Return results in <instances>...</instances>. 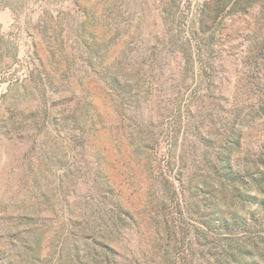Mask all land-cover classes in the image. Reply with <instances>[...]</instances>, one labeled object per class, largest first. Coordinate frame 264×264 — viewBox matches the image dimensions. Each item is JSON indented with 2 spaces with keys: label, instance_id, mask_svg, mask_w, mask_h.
<instances>
[{
  "label": "trees",
  "instance_id": "obj_1",
  "mask_svg": "<svg viewBox=\"0 0 264 264\" xmlns=\"http://www.w3.org/2000/svg\"><path fill=\"white\" fill-rule=\"evenodd\" d=\"M195 41L197 53L182 42L176 55L182 80L172 74L161 84L152 79L140 84L135 75L130 79L121 70L104 69L95 85L82 84L84 97L62 101L67 107L54 115L69 141L63 193L51 194L49 213H22L26 229L0 230V264H198L210 260L206 246L219 241L218 230L231 240L221 249V262L237 264L248 255L239 230L252 224L256 239L264 242V53L251 54L255 65L235 74L233 104H228L233 121L218 127L211 118L229 102L232 79L223 55L211 48L213 40ZM80 61L84 69L76 70ZM88 61L92 58L67 49L54 51L42 57L39 78L56 92L60 82L73 94L79 73L86 79L93 71ZM255 122L257 149L242 156L244 129ZM189 133L195 145L186 143L175 171L178 137ZM163 137L170 147L159 166ZM132 179L148 182L150 194H120ZM187 191L205 196L188 197L179 207L175 197ZM247 198L256 203L254 214L235 202ZM131 228L145 238L146 247L138 252L129 245ZM182 245L188 250L184 256Z\"/></svg>",
  "mask_w": 264,
  "mask_h": 264
},
{
  "label": "rangeland",
  "instance_id": "obj_2",
  "mask_svg": "<svg viewBox=\"0 0 264 264\" xmlns=\"http://www.w3.org/2000/svg\"><path fill=\"white\" fill-rule=\"evenodd\" d=\"M208 39L214 42L211 48L223 55L232 79L229 102H224L211 118L219 127L233 121L228 104H233L235 74L255 65L249 59L251 54L264 53V0H0V230L26 229L22 213H49L51 194L63 193L62 176L70 165L64 157L69 141L65 126L57 125L54 112L67 107L64 99L78 101L84 97L82 84L95 85L104 69L121 70L125 77L135 75L140 84L150 79L161 84L172 74L182 80L175 60L182 42H190L197 53L195 40ZM61 49L80 53L84 60L92 58L88 61V67H93L91 75L85 79L79 73L81 79L75 81L73 94L60 82L56 92L48 81L39 78L42 57L46 60ZM77 66L79 70L85 65L80 61ZM198 75L196 63L193 76ZM257 124L247 123L244 129L242 156L257 149ZM195 140L190 133L178 137L175 171L182 166L186 143L195 145ZM169 147L166 137L161 138L159 166H164ZM196 159L195 167L200 163V158ZM148 184L132 179L125 184L124 192H119L150 194L145 190ZM174 186L181 188L177 179ZM184 194L175 197L179 207L191 197L205 196L198 191ZM250 196L256 195L250 192ZM217 199L210 200L214 207ZM245 200L235 202L254 214L256 203ZM222 232L215 231L219 241L206 246V258L210 260H197L198 264H223L220 252L231 240ZM257 234L252 224L246 231L239 230L238 239H242L241 246L248 255L239 258L237 264H264V242L256 239ZM128 241L135 252L146 247L141 232L133 228ZM179 252L180 256L188 254L186 245L180 246Z\"/></svg>",
  "mask_w": 264,
  "mask_h": 264
}]
</instances>
